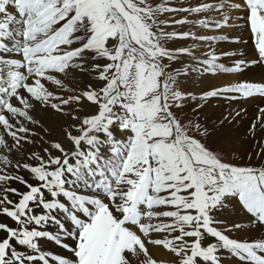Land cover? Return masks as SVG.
<instances>
[{
	"label": "bare ground",
	"instance_id": "bare-ground-1",
	"mask_svg": "<svg viewBox=\"0 0 264 264\" xmlns=\"http://www.w3.org/2000/svg\"><path fill=\"white\" fill-rule=\"evenodd\" d=\"M150 1L157 8H165L164 13L160 14L159 17L162 23L159 32L162 60L167 63V68L171 70L170 63L172 61H184V79L178 74H169L174 76L178 87V94L169 103L171 111L177 116L184 115L189 136L204 142L219 157H223L224 160H228L234 165L246 166L256 170L264 169V97L253 96V93L257 95L264 92V69L259 63L264 58V0H173L172 5L174 7L180 6L184 11V19L193 22V27L182 33L175 31V27L181 24L175 23L177 17L174 19L173 14L176 8L169 5L170 0ZM245 5L250 7L248 11L246 13L243 11L241 15L237 16V11L241 10L242 12ZM232 7H235V12L230 10ZM33 17L26 18L32 21ZM261 24L262 26H260ZM226 26L228 27L225 28ZM32 32L36 34L38 28ZM254 36L258 41L257 47L254 46V43L252 44L251 38ZM36 37H40V34ZM37 42L39 41H31L30 44ZM41 65L48 66V63L42 60ZM189 65L195 66V69L191 70V74H195L201 79L198 84L188 82L192 76L186 73ZM203 65L205 66L203 67ZM45 86L46 94L49 95L55 91L53 86L49 84ZM74 97L71 96L72 99H77L79 104L90 99L88 94L80 96L75 94ZM7 106L8 108L2 109L0 115V118L6 123L4 128L0 124V182L5 176L10 177L12 182L10 195L15 204L23 202L31 186L40 188L44 192L43 203L49 208L33 205L29 217L23 218V220L12 218L8 212L2 211V215H0V240L6 239L9 247L0 254V264H48L53 263L54 256L58 255L65 259L68 257L69 250L73 251L74 247L70 239H66L64 235L59 236V226L65 224L68 229L65 232H72L71 230L75 229H71L68 220L56 209L57 200L49 192H46L47 190L43 189L47 187L45 179L41 182L38 176L26 165V157L35 159L38 154L37 151L35 152L38 146L34 139L26 140V144L23 143L20 147L15 146L20 138L23 139L24 137L21 130L31 128L29 120H32L35 125L37 123H49L53 128L60 116H57L48 105H38L20 93L14 95ZM80 106L85 110L91 107L88 104ZM12 107L15 110H12ZM14 116L17 118L15 119ZM59 130L61 131L57 133V136L61 141H64V135H69V129L64 127L63 129L59 128ZM8 134L11 136L9 137ZM102 134L99 133L98 135L101 140ZM17 135L18 138H13ZM121 135L129 144L130 138H132L131 133L126 132ZM123 141L119 139V143H116L118 150ZM94 142L97 147L98 143L96 140ZM68 146L72 150L78 148L77 145L72 144L71 146L69 141ZM91 147L80 146L81 156L75 159L77 157V153H75L67 167L69 168V176L74 174L75 177L81 171L77 163L79 161L86 162L83 159L89 160L95 151V146L91 145ZM57 149L60 152L65 147L63 144H58ZM117 149L113 153H116ZM119 152H123L122 146ZM92 157L95 160V156ZM114 157L110 151L106 156L107 161L112 163L110 169H113V173L116 174L118 171L116 178H121L122 165H118L116 170L114 164L116 158ZM94 167L100 168L101 164L96 161ZM85 170L89 171L88 169L82 171ZM101 173L104 174L103 171ZM87 178H82L79 183ZM74 180L78 182L76 177ZM146 180L148 182L150 179L147 178ZM55 186L57 190H61L60 194L64 201L89 206L87 198L83 194L77 193L82 192L81 190L75 189L76 192H65L60 188L59 182ZM220 187L221 185L216 186L221 197L228 198L230 205L240 207L237 200L238 195L223 194L224 189L232 190L235 185L225 183L222 189ZM3 191L4 188L0 184V192ZM82 193H87L86 187ZM112 195L100 200L102 204L114 205L117 196L114 198L115 194ZM111 197L114 198L113 201L110 200ZM259 208L258 204H254L249 207V210L254 212ZM148 211V215L151 216L157 213L152 200H150ZM105 213L98 214V218L91 223V229L94 226L95 230H98V219H104L105 215L106 224H111L120 217L118 212L111 207L108 211L105 209ZM248 219L253 222L250 217ZM149 223L150 221L146 220L144 225H149ZM257 228L259 236L250 238L251 240L241 247L240 256L232 257L227 262L228 264H253L248 259L250 255L252 260L264 259V227L258 225ZM157 233L155 229L153 234L148 236L139 235L140 244L133 246L130 252L122 245L116 244L114 249L115 261L112 264H122L136 248H143L162 263L170 262L173 253L169 252L167 246H150L153 241L162 242L165 239L164 236L159 235L160 232L158 235ZM205 233V250L210 251L220 241L212 232L206 231ZM64 238L67 241L62 242ZM101 239L106 250L110 241L105 236H102ZM99 259L98 255L95 254L90 263H98ZM200 260L199 262L202 264H212L213 257L209 256L208 259Z\"/></svg>",
	"mask_w": 264,
	"mask_h": 264
},
{
	"label": "rangeland",
	"instance_id": "rangeland-1",
	"mask_svg": "<svg viewBox=\"0 0 264 264\" xmlns=\"http://www.w3.org/2000/svg\"><path fill=\"white\" fill-rule=\"evenodd\" d=\"M148 1L151 2L150 0H148ZM48 2H49L48 0H45V4L48 5ZM174 8H180V6H175ZM230 10L232 12L236 11L235 7H232ZM48 12H51V15H52L51 19L57 20V19H60L61 17L64 16V14L61 13L62 10L58 9L57 7H52V6L49 7V9L46 13H48ZM242 12H243V10H242ZM183 16H184V11L183 12L180 11V12L175 14V18L177 17L175 19V21L176 22L177 21L182 22V24L184 25V26L181 25L177 29V32H179V33L184 32V30H183L184 27L187 29L192 27V23H191L192 21L190 22L189 20H185ZM142 17H143V19H145L147 17V14L143 13ZM179 17H180V19H179ZM69 19H70V15H67V17L64 18L62 21V25L66 26L67 23L69 22ZM186 23H188V24H186ZM227 27L228 26H226L225 28H227ZM67 29H69V27H67ZM129 37H130V40L135 42V35L133 33H131L129 35ZM135 46L137 48H140L139 43H136ZM117 54H119V53L113 52V55H117ZM132 59H133V62L135 63V65L139 64V60L136 57H132ZM204 66L205 65H203V67ZM188 68H191V70H193V69H195V66L189 65ZM188 68H187V70H188ZM137 71H139V70H137ZM148 86H149V84H148ZM138 87H139V81L136 80V81L130 82V88L131 89H134L137 92ZM167 88H168V95L169 96L174 97L177 94V92L174 91L173 86H171V87L167 86ZM70 91H71V93H73L72 87H70ZM37 98L40 99V96H37ZM72 98H75V97L72 96ZM38 103H40V101H38ZM58 103L59 102H57L56 104H58ZM53 107L55 108V101L53 102ZM12 110H15V109L12 107ZM88 110H89L88 108H87V110H85V108H78L77 103H75V104H73V103L63 104L61 107L58 106L57 109H55V112H56V115L60 116V117L58 119V122H56V124H54L53 128H51L52 125H50L49 123H47V124L37 123L35 125L32 122V120H29L30 121L29 123L31 124V128L24 129V131L21 130L24 137H23V139L20 138V141L17 142L15 146L20 147L23 143L26 144L27 141L34 139L36 145L38 146V148L35 150V152L37 151L38 152L37 155L40 156L43 154V151L44 152L49 151V148H51L50 144L52 142H53L52 143L53 145L58 144L57 142H59L60 139L58 138L57 133H59L61 131V130H59V128L63 129L64 127L69 129L70 133L73 134L72 136H78V135L84 134L81 138H84V139L88 140L89 142H92L93 139H96V134L99 133L103 128H105V125H106L105 123L108 120H107V116L105 114H102V113L95 114L92 116L91 119L86 120L89 117L84 118L81 115L84 114L85 112H87ZM9 112H11V111H9ZM120 114H123L124 116H128V114L126 112L120 113ZM153 114H157L160 117H162L165 120V121H163L165 124L160 125L158 123L156 125L157 122H154V121L149 119ZM169 115L171 116V119H170ZM185 119H186V117L184 115L177 116V115L173 114L169 110L168 106L165 105V103H160V102L154 103L152 105V107L147 111L146 118H143L141 121L138 117L132 118V120L134 121V123L132 124L134 132L136 133L138 138L143 139V140H141L139 142L137 147L134 146V147L130 148L129 153L132 156V158H130V160L128 161V165L126 167L128 170V181L124 185L121 183V186L119 189L116 188L117 196L120 195L121 193H123V194L126 193V190H125L126 187L125 186H128V184H130L132 182L133 183L135 182V180H133V176L139 175L140 173H142V171L145 169L146 160H150V161L154 160V162H155V168L154 169L156 170V172L158 174V182H160L163 185H166V181H168V179L162 180V176H163L162 171L164 169H166L165 166H167V164L169 163V159L166 158L167 155H166L165 148L163 146H159L158 143H155L156 138L160 134V132H165V135L168 138V140L177 142L178 148H176L175 146H173V148H172L174 155L175 156H179V155L183 156V154H184V158H186L188 160V162L187 161L184 162V160L182 161V164H184V163L188 164L189 163V166H190L188 171H184V176L194 173L195 174L194 176L198 177V173H200V175L206 174L209 177H212L211 179L208 178V180L204 179V178L196 179L194 177L193 178L189 177L186 179L184 178V180L177 178L179 183L182 185H184L185 180L188 181L189 183H191V185H195L197 187H198V183H197L198 181L203 183V188H201V191L203 193L200 194V191H199L196 195V198L194 200L191 199V200H193L194 203L198 204V206H200L204 203H212L217 199V191L215 190V186H217V185L214 186V184L223 183L224 181L227 182V181H229L228 179H235L238 181V183L240 182V180L246 181V180L250 179V177L245 172L246 170H250L248 167L239 166L237 164L235 166H233L234 164L230 163V161L224 160L223 157H219L216 154V152L214 153V151L209 149V147L207 145H205L204 142L200 141L199 139H197L195 137H192V138H195L196 140H198L200 143H202L206 148L202 144H199L193 140H190L187 137L186 129L184 128V124H186L184 121ZM65 121L67 122V124ZM17 122H19V119H17ZM136 122H140V123H136ZM1 127L4 128L5 126L1 125ZM110 130L114 131V133L111 136L115 137L116 131L118 130L117 127L110 128ZM126 132H130V131H126ZM126 132H124V133H126ZM54 133H56V134H54ZM102 133H104V132H102ZM130 133L133 136L132 132H130ZM121 134H123V133H120V140H124V141L120 145H122L123 147L128 146V143L125 141V138L122 137ZM175 135H177V136H175ZM13 138H15V139L18 138V135L13 136ZM68 141L71 144V146H72V144L74 146L77 145L78 150L75 149L76 153H77V157L75 159L79 158L81 156V153L79 152V148L82 144H75L73 142L72 138L70 137V135H68ZM153 143H155V144L153 145ZM93 145L95 146V151H96L97 147H96L95 142H93ZM102 146L103 147L101 148V152L104 155H106L109 151L112 152V154H113L114 148L111 147L112 141H107ZM70 150H72V149H70ZM126 151L124 150V153H126ZM207 151H212L217 157L214 155H211L212 153L207 154L206 153ZM122 155H121V158H122ZM148 155H149V157H148ZM29 158L30 157L25 158V159H28L27 164L34 171H36L35 169L37 168L38 169L37 172L39 175H43L45 173H46V175H48V173L54 169V166H50V165L43 166L42 162L33 161L32 159H29ZM66 162H67V159L63 158V159H59L55 164L64 165ZM100 162L102 164H104L105 163L104 158H101ZM114 163H115V161H114ZM225 163L230 164V165L232 164L231 165V168H232L231 173L233 174L232 176H230L228 174V172L225 170ZM238 163H241V162H238ZM95 164H96V161H95ZM242 164H245V162H242ZM118 165H119V163L117 165H115V167ZM193 166L199 167L200 169L199 170L192 169ZM67 169H69V168H67ZM254 170H256V169H254ZM165 171H166V173L164 175H167L168 171L167 170H165ZM53 172H54V174L50 175V177H52L53 180L58 181L57 176H60V174H61L60 169L54 170ZM179 172H180V170L178 169V172H175V173L177 174ZM55 175H57V176H55ZM217 175H223V178L222 179L218 178ZM252 177L253 178L256 177V179L253 181V188L255 186L257 188L258 184L262 185L264 183V181H263L264 180V172L262 170H259L258 172L253 173ZM226 179H227V181H226ZM86 182H87L86 180H83L82 182H80L78 184V189H76V190H79L80 188H82L84 190ZM223 185L224 184L221 185V187H220L221 189L223 188ZM232 185H235V187H236L235 183H232ZM10 186H11V184L8 183V189L9 190L11 189ZM244 188H245V186L243 184H239V189L244 190ZM43 189L46 191V187ZM39 190H41V189L39 188ZM57 191L61 192V190H57ZM79 194H74V195H78L80 197H83ZM159 194H161V196H162L161 197L162 203L167 204L169 206L168 212L173 213V212H175L174 209H178V210L183 211V202L182 201H184L185 199L179 200L176 198H172V196L168 197V195L172 194V192H170V191H161L160 190V191L154 192V195L156 197H159L160 196ZM6 196L8 197L9 195L6 194ZM194 196L195 195H190V197H194ZM114 198L112 199V197H111L110 200L113 201ZM237 200H238V198H237ZM34 201H35V199H34ZM255 204H257V203H255ZM7 210H12L16 213H19L20 206L19 207L14 206L12 208L8 207ZM241 210L243 212H245L246 208H244V209L241 208ZM2 211H4V207L0 206V215H2ZM183 215L184 214L182 213L181 216H183ZM237 215H239V212H236V216ZM161 216L165 220L167 225H169V226L172 225L171 227H172V229L175 230V233H176V235L170 234L169 238L167 239L170 241L169 245H171V242L173 239H175L174 238L175 236L178 235L180 237L185 232H187V233L193 232V229H188L185 226H184V231H181L182 226L177 220V218L180 215L172 214V215H168V217H166L164 215V212L161 211ZM23 218L25 219V217H23ZM17 220H20V219H17ZM159 222H160V224L163 223L161 221H159ZM243 222H246V220H242L241 222H238L237 218L235 216H230V217L222 216L221 219L218 221L217 225L220 228V230L224 233V235L229 237L234 242H243L247 239L244 242V244H242V246H244L247 242H249L251 240L250 239L251 237L259 236V233L255 230L254 227H251L250 229L243 230L242 229L243 226L241 224ZM238 224H240V226L238 228H236V226ZM185 242L186 243L184 244V240H183L182 244H180L181 242H179V241H176L175 243H176L177 247H179L182 250L181 252H183L184 255L187 256L189 253L185 251V248H189L190 243L193 242V238H186ZM6 244H7L6 239L0 240V247L1 248L4 247L3 245H6ZM168 248H169V252H171L170 247H168ZM196 251H198V248L196 249ZM3 252H4V250L0 251V254H2ZM134 252H135V250L132 252V254ZM217 252H218V254L221 255L222 259H224L225 261H227V259L229 260L230 259L229 257H231V254H232V250H225L222 247L219 248ZM232 257L236 258V256H232ZM190 261L192 262V259L191 260L188 259V256H187L186 260H184V264H190ZM156 262H157V260L153 257L152 254H150L146 251L143 252L141 250H138L136 252V255H134V259L130 260V264H132V263L133 264H155ZM171 263L172 264H182L181 262L180 263L171 262Z\"/></svg>",
	"mask_w": 264,
	"mask_h": 264
}]
</instances>
